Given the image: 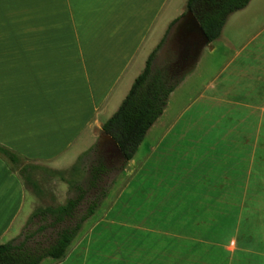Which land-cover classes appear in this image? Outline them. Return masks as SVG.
Masks as SVG:
<instances>
[{
    "label": "crops",
    "instance_id": "1",
    "mask_svg": "<svg viewBox=\"0 0 264 264\" xmlns=\"http://www.w3.org/2000/svg\"><path fill=\"white\" fill-rule=\"evenodd\" d=\"M170 2L0 0V144L53 167L75 148L78 157L90 150L103 110L110 102L118 110L185 12ZM261 26L197 93L192 72L185 77L66 257L41 264H206L204 251L217 264H264L253 206L264 205ZM27 196L0 156V244L12 240ZM93 248L111 253L95 258Z\"/></svg>",
    "mask_w": 264,
    "mask_h": 264
},
{
    "label": "trees",
    "instance_id": "2",
    "mask_svg": "<svg viewBox=\"0 0 264 264\" xmlns=\"http://www.w3.org/2000/svg\"><path fill=\"white\" fill-rule=\"evenodd\" d=\"M251 1H187L186 11L172 22L162 41L148 57L144 70L136 78L118 110L102 126V134L109 136L120 148V165H114L108 154L96 145L94 150L99 155L90 164L88 175L82 182H69L76 195L70 197L65 204L39 209L33 215L34 219L39 218L48 224L40 226L34 232L26 229L21 239L0 244V264H41L46 259L59 261L66 257L69 247L78 237L85 222L96 214L108 197L106 179L114 170L124 171L128 162L135 157L148 131L163 115L170 95L198 62L197 59L190 68L177 66L179 51L175 49L171 50L164 66L155 67L156 56L168 36L185 15L192 12L209 38V43H212L222 35L229 17L245 9ZM84 154L86 156L89 152ZM0 156L17 171L26 187L31 186L37 193L41 192L38 181L33 178L34 172L41 166L25 160L1 144ZM49 227L53 229L54 236L48 239V244L44 240H36L37 235L42 233L44 236Z\"/></svg>",
    "mask_w": 264,
    "mask_h": 264
},
{
    "label": "rangeland",
    "instance_id": "3",
    "mask_svg": "<svg viewBox=\"0 0 264 264\" xmlns=\"http://www.w3.org/2000/svg\"><path fill=\"white\" fill-rule=\"evenodd\" d=\"M187 1L188 0H171L168 7H173L172 12L175 13L177 12V10L179 11L181 7L186 8ZM237 12L238 13L235 12V14L233 13L229 17L220 38L204 48L196 69L194 71H191L192 79L190 80L188 85L193 84L198 86V88L194 90L192 94L197 93L202 84L221 72L228 58L232 56L236 50L243 46V42L250 34L256 35L263 28L261 25L264 23V0H253V2L248 6L246 10H240V12ZM174 31L175 29L168 36L167 41L165 42L163 47L159 50L155 60V67L164 66V64L168 60V55L170 54L171 50L176 49V37ZM213 49L215 50L213 51ZM145 54L146 50L142 54V56L140 55L139 58L141 59L137 62L138 65L134 68V73L141 65L144 66L146 62ZM185 67H187V65ZM116 110L117 107H115L114 104L110 102L106 109H104L101 113L100 120L102 122H105L106 120H108V118H110V116H112V114L116 112ZM105 141V135H103L102 132H99L96 142L92 145L91 149L88 150V155L85 156V154H81V156L78 157L75 153L78 148H75L74 152H70L66 156L59 158L56 161L55 167L49 165H39L41 167L34 172L33 178L38 181L41 192L37 193L31 186L27 187V203L25 205L23 214L21 215V217H19V220L13 227L11 236L12 240L21 239L23 236L22 234L26 231V229H28V232H34L37 231L40 226L48 224V222L43 223V221L39 218L34 219L33 215L39 209H44L51 205L65 204L70 197H74L76 195V192L71 188V184L69 182L73 181L74 184L77 181H83V179L88 175V168L90 164L94 162L97 158V155H99L97 154V151L95 153V146L99 145L101 147V150L106 152V150L103 149ZM108 156L110 161L114 165H120V161H122V158L120 156L117 159L111 158L109 154ZM81 158L84 159L81 161ZM121 174L122 172L114 170L106 179V184L108 185V195L111 192L113 193L116 184L115 182L119 180ZM105 203H107V200ZM253 206L255 208V211L262 212V225L259 223V217H256V223L257 227H262L263 231L261 232V235H263L262 238L264 239V205ZM259 206L261 208H259ZM25 215L28 216L24 219ZM20 221L23 223H21ZM52 235L54 236V231L49 227L45 230L44 236L42 235V233L38 234L36 240H44V242L48 244V239ZM45 236L49 237L45 239ZM9 240L10 239H6V241L4 242H9ZM94 243H96L99 247H106L107 245L109 246L106 239L99 238L96 242L94 241ZM110 243H112V241ZM109 253L111 252L107 248H104L103 250H101V252L98 253L93 248L90 255L95 256V258L105 259L106 255ZM111 255L112 254H110V256ZM201 256L203 259L208 260H202L200 261V263L206 262V264H217L219 262L217 260H214L215 256L211 251H204L203 253H201ZM211 258H213V260Z\"/></svg>",
    "mask_w": 264,
    "mask_h": 264
},
{
    "label": "water",
    "instance_id": "4",
    "mask_svg": "<svg viewBox=\"0 0 264 264\" xmlns=\"http://www.w3.org/2000/svg\"><path fill=\"white\" fill-rule=\"evenodd\" d=\"M178 36L185 37L187 40L186 48L190 55V62L187 67L190 68L209 44V38L192 12H188L175 27V37ZM114 144L115 150L120 154V148L116 143Z\"/></svg>",
    "mask_w": 264,
    "mask_h": 264
},
{
    "label": "flooded vegetation",
    "instance_id": "5",
    "mask_svg": "<svg viewBox=\"0 0 264 264\" xmlns=\"http://www.w3.org/2000/svg\"><path fill=\"white\" fill-rule=\"evenodd\" d=\"M187 40L185 37H176L175 40V48L179 51V61L177 62V66L185 67L190 62V55L187 51ZM104 150L108 152L111 158L117 159L119 158L120 154L114 149L112 146V143L110 142V139L106 138V141L104 143Z\"/></svg>",
    "mask_w": 264,
    "mask_h": 264
}]
</instances>
